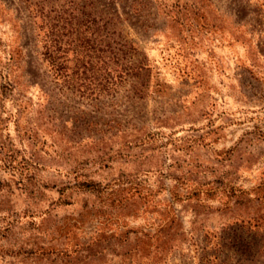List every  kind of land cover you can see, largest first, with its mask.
<instances>
[{"label":"rangeland","instance_id":"1","mask_svg":"<svg viewBox=\"0 0 264 264\" xmlns=\"http://www.w3.org/2000/svg\"><path fill=\"white\" fill-rule=\"evenodd\" d=\"M263 179L264 0H0V264H264Z\"/></svg>","mask_w":264,"mask_h":264},{"label":"trees","instance_id":"2","mask_svg":"<svg viewBox=\"0 0 264 264\" xmlns=\"http://www.w3.org/2000/svg\"><path fill=\"white\" fill-rule=\"evenodd\" d=\"M118 47L114 48L112 47V49L107 50L109 52L110 55L109 57H105L104 54L107 52L105 47H101L97 46V47H90L91 50L93 49L94 52H97V56H95V59H98L97 62L95 63L96 66V71L99 73H102L101 75H103L104 70H108L109 73L105 74L107 75V77L105 78L104 76H101L100 79H92V80H88L89 81V86L92 88L93 87V92L96 94L95 97L99 98L101 96L105 95V91L108 89L109 91L114 90L115 86L117 85V79L121 78L120 75H122V72H126V75L128 74L127 71H124L126 69L125 66H123L122 63H120V58L121 55H126L127 53H130V50L127 51H123V48H126V44H120L119 42H117ZM90 48H84V46H79V45H71L70 48H67L66 50H62V47H57L56 50L54 51V57L52 56L51 58H61L60 56H62L63 53H67V52H72L76 54V57L78 56V58H74V59H81L79 57V54H85L86 51H89ZM133 51H135L134 48H129ZM86 50V51H85ZM90 50V51H91ZM51 56V55H50ZM88 56V55H86ZM85 57L83 56L82 59H84ZM100 59H110L109 62H105V61H101ZM87 63H85L86 65ZM84 65H82L81 62L76 61L73 64L72 67V76H68V75H61V82L64 84H69L73 89L79 91V89L76 88V74L78 73L79 69L82 68ZM146 64L144 61L139 63V66L133 65V69H129L130 71L132 70V72H141V74L143 76H146ZM66 67H62V69H65ZM123 70V71H122ZM128 70V71H129ZM136 72L131 74V77H136ZM80 80V79H78ZM79 84V83H78ZM82 85H78V87H81ZM147 84L144 85V89L147 88ZM91 93V94H94ZM91 96V95H89ZM149 136V134H145L144 137H140V139L137 141L138 143H141L142 145L144 144L145 141H147V137ZM137 138V137H136ZM204 137L200 136L198 141H203ZM194 141V140H193ZM192 148V147H191ZM142 155H140L141 158ZM262 186L257 187L256 191H255V198L253 199L254 201H259L260 203L264 200V179L263 182H261ZM80 187H82L83 189H85L86 191H89L91 193H103L105 192L106 189H108L110 187V185H104L101 186L99 183H95L92 181H81L80 183H78ZM114 185V187L119 186V188L117 189L119 191L120 188H125L126 185L128 184V182L126 181V179H119V180H114V182L112 183ZM250 200H247V202ZM257 230L260 229L259 225H256Z\"/></svg>","mask_w":264,"mask_h":264}]
</instances>
